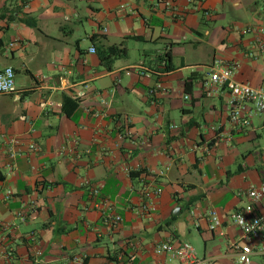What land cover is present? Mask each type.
Wrapping results in <instances>:
<instances>
[{
  "label": "crops",
  "instance_id": "obj_1",
  "mask_svg": "<svg viewBox=\"0 0 264 264\" xmlns=\"http://www.w3.org/2000/svg\"><path fill=\"white\" fill-rule=\"evenodd\" d=\"M248 26L264 28V0H0V69L16 87L0 95V264H115L113 251L116 264H178L156 253L167 242L239 264L233 216L264 184V113L248 104V124L231 125L229 92L203 82L220 58L264 87ZM120 43L127 56L107 70L98 47ZM254 211L264 219V199Z\"/></svg>",
  "mask_w": 264,
  "mask_h": 264
},
{
  "label": "built area",
  "instance_id": "obj_2",
  "mask_svg": "<svg viewBox=\"0 0 264 264\" xmlns=\"http://www.w3.org/2000/svg\"><path fill=\"white\" fill-rule=\"evenodd\" d=\"M208 15V13H206ZM247 32H254L256 38L254 45L250 46L245 52V56L249 59H257L264 55V28L248 26ZM95 50L92 48L91 52ZM240 63L237 60H223L215 58L207 67L206 80L203 82V88L206 95L211 96L219 87H225L229 92L227 101L228 119L231 125L244 126L248 124L244 118L243 111L245 106L250 104L256 114L264 113V87H253L248 83L235 80L234 73L239 69ZM133 69L142 70V67H134ZM143 71V70H142ZM160 88V86H158ZM15 73L12 68L6 67L0 69V95H11L15 93ZM154 92V89L150 91ZM7 144V153L9 162L7 170L12 171V162L18 154V146L21 141L16 138H9L4 141ZM30 150H36L31 144ZM84 187H88L92 195L99 193V188L93 186L89 181L84 182ZM155 193H159L156 190ZM7 197L11 196V192L7 191ZM246 195L250 203L238 210L234 216V223L241 229L245 242L238 247L237 260L239 264H252V257L264 256V219L257 215L254 211V204L264 199V184L259 186H250ZM146 208V207H145ZM209 220V228L217 229L221 225L218 213L211 209L207 213ZM105 224L117 228L122 219L118 215H109L104 217ZM156 253H168L172 259L177 260L178 264H214L212 261L200 258L195 248L188 244L182 243L177 246L170 242L162 243L155 249ZM77 263H83L82 258H77Z\"/></svg>",
  "mask_w": 264,
  "mask_h": 264
},
{
  "label": "trees",
  "instance_id": "obj_3",
  "mask_svg": "<svg viewBox=\"0 0 264 264\" xmlns=\"http://www.w3.org/2000/svg\"><path fill=\"white\" fill-rule=\"evenodd\" d=\"M25 23L30 24L32 26L35 25V22H31V21H25ZM1 49H2V43L0 42V50ZM97 52H98V56H99L101 64L107 70L111 69L114 61L125 58L127 56V49L123 46L122 43L117 44V45L99 46ZM169 69L170 67L167 64L166 70H169ZM74 106H76L75 102H73L72 107ZM116 253H117L116 251H113V252L108 253L107 255V259H109L111 262H114L115 264L118 263Z\"/></svg>",
  "mask_w": 264,
  "mask_h": 264
},
{
  "label": "rangeland",
  "instance_id": "obj_4",
  "mask_svg": "<svg viewBox=\"0 0 264 264\" xmlns=\"http://www.w3.org/2000/svg\"><path fill=\"white\" fill-rule=\"evenodd\" d=\"M194 248H195V246H194ZM195 250H196V252H197V254L199 253V251H198V249H197V247L195 248ZM199 256V255H198Z\"/></svg>",
  "mask_w": 264,
  "mask_h": 264
}]
</instances>
